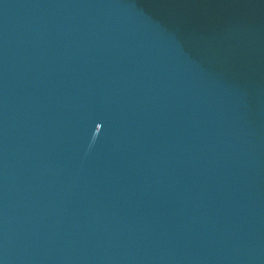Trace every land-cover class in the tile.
<instances>
[{"label":"water","instance_id":"1","mask_svg":"<svg viewBox=\"0 0 264 264\" xmlns=\"http://www.w3.org/2000/svg\"><path fill=\"white\" fill-rule=\"evenodd\" d=\"M0 264H264V0H0Z\"/></svg>","mask_w":264,"mask_h":264}]
</instances>
